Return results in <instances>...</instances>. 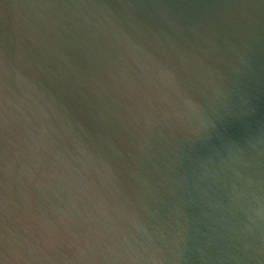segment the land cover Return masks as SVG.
<instances>
[{"label":"water","instance_id":"95a60500","mask_svg":"<svg viewBox=\"0 0 264 264\" xmlns=\"http://www.w3.org/2000/svg\"><path fill=\"white\" fill-rule=\"evenodd\" d=\"M0 264H264V0H0Z\"/></svg>","mask_w":264,"mask_h":264}]
</instances>
